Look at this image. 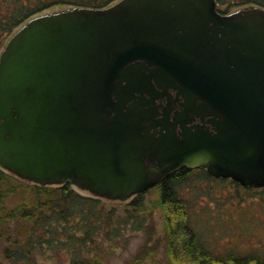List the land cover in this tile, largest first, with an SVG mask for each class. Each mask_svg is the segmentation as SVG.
<instances>
[{"label":"water","instance_id":"95a60500","mask_svg":"<svg viewBox=\"0 0 264 264\" xmlns=\"http://www.w3.org/2000/svg\"><path fill=\"white\" fill-rule=\"evenodd\" d=\"M217 4L30 17L0 54V167L119 201L183 167L264 187V7ZM173 89L184 109L171 120L157 100Z\"/></svg>","mask_w":264,"mask_h":264},{"label":"trees","instance_id":"16d2710c","mask_svg":"<svg viewBox=\"0 0 264 264\" xmlns=\"http://www.w3.org/2000/svg\"><path fill=\"white\" fill-rule=\"evenodd\" d=\"M113 0H6L0 5V45L26 19L58 4L103 8ZM217 5L255 4L264 0H217ZM198 172L211 177L206 168L183 167L156 186L157 203L163 209L170 264H264L257 253L218 250L192 212L182 187ZM219 179V177H214ZM225 180V177H220ZM240 185V182L235 181ZM190 185L189 183H187ZM144 193L127 203L106 201L84 194L70 183H30L0 168V253L13 264H41L39 256L51 252L56 264L68 257L69 264H102L91 254L100 236L114 241L128 230L142 229L147 217ZM226 221V220H223ZM143 262V259H139ZM0 264H3L0 261Z\"/></svg>","mask_w":264,"mask_h":264},{"label":"rangeland","instance_id":"374dc122","mask_svg":"<svg viewBox=\"0 0 264 264\" xmlns=\"http://www.w3.org/2000/svg\"><path fill=\"white\" fill-rule=\"evenodd\" d=\"M117 1L119 0H113L111 4ZM5 2L6 0H0V5ZM247 5L252 4L232 5L226 13ZM71 7V4H58L35 15ZM227 7V3L218 5L221 11L227 10ZM27 20L18 25L5 43L0 45V54L7 40ZM235 181L231 177L220 180V177L215 179L212 175L208 177L195 172L188 178L187 183L190 185L184 183L182 190L190 201L192 212L201 222L200 228L207 231V237L212 240L211 244L215 249H234L264 257V187L247 188ZM72 186L84 194H90L76 185ZM144 194L147 206L145 226L139 230H128L114 241L100 236L98 240L102 243L92 246L91 254L98 256L102 264H170L166 253L168 241L163 209L157 203L159 189L154 186ZM132 198L120 202L127 203ZM139 259H143V262ZM39 260L41 264H56L51 252L40 255ZM0 261L3 264H13L1 253ZM59 264H69L68 257H64Z\"/></svg>","mask_w":264,"mask_h":264},{"label":"flooded vegetation","instance_id":"af4514ba","mask_svg":"<svg viewBox=\"0 0 264 264\" xmlns=\"http://www.w3.org/2000/svg\"><path fill=\"white\" fill-rule=\"evenodd\" d=\"M219 10V9H218ZM221 13H226L221 10H219ZM172 98L174 99L171 103V105L168 104V98L167 96L159 98L157 100L158 103V109L160 111V116L163 115V107L165 106L167 110H169V115L171 120L174 119V115L179 112L181 113L184 109V105L182 104L183 98L175 99L176 98V90H172ZM193 123H201V117L200 116H195ZM179 129V127H178Z\"/></svg>","mask_w":264,"mask_h":264}]
</instances>
